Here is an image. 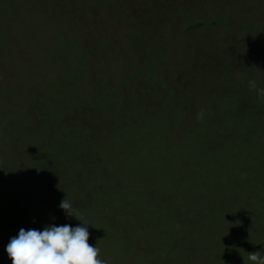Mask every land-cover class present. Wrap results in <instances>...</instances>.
Instances as JSON below:
<instances>
[{
  "label": "rangeland",
  "instance_id": "rangeland-1",
  "mask_svg": "<svg viewBox=\"0 0 264 264\" xmlns=\"http://www.w3.org/2000/svg\"><path fill=\"white\" fill-rule=\"evenodd\" d=\"M223 11L231 28L185 32ZM166 15L161 0H0V238L11 221L6 213L17 211L25 212V230L88 223L89 243L105 264H253L251 253L264 256V135L252 151L249 138L218 142L223 135L211 132L224 128V113L208 112L203 94L219 83L241 88L259 73L236 64L209 83V69L190 56L238 51L264 28V0H219L170 30L160 25ZM190 66L197 72L187 76ZM79 69L85 74L73 89L47 86ZM165 71L171 85L160 80ZM101 112L106 120L96 119ZM190 115L195 124L183 127ZM163 119L164 130L150 126ZM151 129L160 139L147 145ZM189 130L207 141L211 156L185 140ZM49 147L51 176L44 178L37 159ZM197 152L201 158H193ZM68 171L76 173L72 183ZM65 195L83 222L59 207Z\"/></svg>",
  "mask_w": 264,
  "mask_h": 264
},
{
  "label": "trees",
  "instance_id": "trees-1",
  "mask_svg": "<svg viewBox=\"0 0 264 264\" xmlns=\"http://www.w3.org/2000/svg\"><path fill=\"white\" fill-rule=\"evenodd\" d=\"M217 1L219 0H161V2L164 4L166 3L168 6V13L169 15H166V18L161 19L160 25H162V28L166 27L169 30L174 27H179L178 23L186 20L185 15L187 13V16L191 13V12H197L199 9H202L203 7L207 6L210 9V5L213 3H217ZM223 1V0H222ZM259 1V0H257ZM240 2V1H239ZM172 6V8H171ZM225 12H220L219 15L211 21V23H203V22H197V24L193 25V26H189L188 29L185 31L186 33L188 32H192L193 30H199L201 28H211V27H221L223 29H227V28H231L232 24L234 23L232 19H229V15L228 14H224ZM193 14V13H192ZM176 15V16H175ZM183 17V18H182ZM178 18V19H177ZM181 20V21H179ZM211 25V26H210ZM260 25L257 24L255 27H251V32H253L255 29H257L256 27ZM205 26V27H204ZM148 28V27H147ZM181 28V27H179ZM255 35H252V33H250V36L248 38H245L244 40H241L240 42V48L238 51H233V48H226L227 50H208L206 52H201L198 51L197 54L194 55H190L191 57H196L198 60V62L194 63L195 67H199L201 65V61L202 64H205V67H207L209 69V71H204V74H206L207 77V81H209V83H211V81H213L214 79H217L216 83H219V81H221L222 77H225L226 74L221 73V69H227L228 71H234L233 67L236 68V64H241V68L239 69L240 71H242L243 73L247 72H252L250 73V75L252 76H257V74L259 73L258 77L255 79L256 82V86L257 88H264V64L262 65L259 64L258 61H256V59L258 60L259 57H261L262 59H264V28L260 27L259 32L255 31L254 32ZM214 40H220L219 37H215ZM160 44V43H158ZM207 46H211V44H208ZM154 53H156V51L154 50ZM157 56V55H156ZM147 57V56H146ZM191 59V58H190ZM153 62L151 64H156L159 61V57L157 59H153ZM259 65V67H258ZM192 66H190L191 69ZM194 67L191 69L192 71H190L187 67H185L183 69V72L186 73V75L188 76L190 72H192L193 74H196L197 71H193ZM257 69V71H255ZM140 72V70L138 71ZM203 75V72H201ZM85 74V70L84 69H79L76 72H74L72 75L69 74H65L63 77L66 79V82H56V81H51L47 84V86H50L51 88H69V90L73 89L76 85V80L79 78H83ZM172 74L168 71H165L162 74V78L160 79L161 82L166 81L165 85L168 84H172V79L170 80V78H172L173 76H171ZM154 76H148V81H152L154 80ZM69 79V81H67ZM75 80V81H74ZM206 81V80H205ZM206 81V82H207ZM221 84L219 83V86L212 88V89H205L207 90L205 92H203L204 97H205V102H204V106L205 108L208 110V112L210 111H221V113L223 114V116H219L220 119V124L218 125L219 127L224 126L223 129L221 128H217L216 132H211V136L214 135H223L221 138V140H219L218 142H220L221 144H223L225 141H229L228 143H232L235 141H232L234 139L233 135H236L237 137H239V140H236V142H242L245 140H242L241 138H249L248 140L250 141V143H254V145H248L246 148H248L249 150H255L256 149V145H255V141H257V139L263 137L264 135V98L259 100L258 99V94L256 92L255 89L251 88L249 83L247 85H240L241 88H227L226 87H222L220 86ZM47 86H45L44 88H46ZM218 90V91H216ZM190 92H188L189 94ZM172 94H175L174 92ZM247 94L248 97H244V95ZM183 95V94H182ZM102 100H98L97 102L94 103H102ZM93 103V104H94ZM90 105H92L90 103ZM189 104H185V107L187 108ZM217 107V108H216ZM38 112V111H37ZM103 112L99 113V115L96 116L97 120H106L107 117L106 115L103 116L102 114ZM164 113V112H163ZM226 114V115H225ZM96 115V114H95ZM198 115V114H197ZM212 117L210 115H208L206 118ZM182 118V117H181ZM188 118H190V120L192 118H196L192 115L188 116ZM183 119V127L186 126L188 127L189 123H193L195 124L192 120L191 122L189 121V119ZM213 120V117L211 118ZM75 121H78V123L82 122L85 123L87 122V120L85 119H80L78 120L76 117H74ZM215 120V119H214ZM218 120V119H217ZM167 123L166 119H163L162 121L160 120H155V122H153L151 125L156 124L157 129H162L163 124ZM187 123V124H186ZM202 123L201 120L199 119L197 122V125ZM209 120H207V122H205V124H208ZM167 125V124H166ZM171 125V124H170ZM169 125L167 132H163V136L166 137V141L169 140L170 136L172 134V127ZM189 128V127H188ZM156 130L151 129L153 137L152 139H150V141L148 143H146L147 145H152V142L156 139H160V138H155V133ZM164 130V129H162ZM210 129H206V131H208ZM176 131V130H174ZM190 132V130H189ZM240 133L245 134L244 136L240 135ZM59 139H57L58 141ZM185 140H188L187 142L190 145H193L196 148V151H201L204 152L205 155L211 156V152H209V146L207 145V141L205 139H194L193 135L190 133L185 135ZM60 144L63 145V143L61 141H58ZM156 145L159 146L158 153L160 154L161 148H163V146L165 145L164 142L162 141L161 144L155 143ZM181 150L185 152L183 146H180ZM73 149L75 150H79L80 148L77 147L75 145H73ZM257 151V150H256ZM54 152L53 149H51V147L47 148L45 150V152L41 153L43 156H41L38 160V163L40 167H36L37 170L40 169H44L45 166V173L44 174V178L45 177H50L49 174L50 172L47 171V163L49 161L50 155ZM197 152V153H198ZM157 153V154H158ZM92 155L89 154L88 156H86L85 162H87L88 160L91 161ZM194 157H199L201 158L200 154H195L193 155ZM88 161V166L91 165V163ZM259 163L256 162V165H258ZM76 170L77 166H76ZM83 172H85V170H83ZM42 174V175H43ZM75 172L71 175L70 177V172L68 171L67 175L69 178V182L72 183L75 180ZM262 176L264 177V174H262ZM71 179V181H70ZM68 182V184H69ZM43 186V183H42ZM40 186V187H42ZM69 192V191H67ZM68 193H66L67 195ZM64 196L65 198H67L68 196ZM110 198V197H109ZM102 199V198H101ZM107 199V198H106ZM42 204V203H41ZM39 204V205H41ZM107 209L112 208V203H108L106 204ZM44 209L43 206H41V209L39 211H42ZM16 211V210H15ZM35 211H38L37 209ZM34 213V212H33ZM37 213V212H36ZM35 213V214H36ZM42 213L46 216L48 215L46 212L42 211ZM7 214V218L10 219L11 221L9 222H5L4 226L5 228L2 230L1 232V238H0V264H12V261L10 260V258L8 257V254L6 252V245L3 241V238H9L11 239L12 237H15L18 235L19 230H20V225L23 224V222L20 220L21 217H23L25 215V212H17L14 213H6ZM37 216V215H36Z\"/></svg>",
  "mask_w": 264,
  "mask_h": 264
},
{
  "label": "clouds",
  "instance_id": "clouds-1",
  "mask_svg": "<svg viewBox=\"0 0 264 264\" xmlns=\"http://www.w3.org/2000/svg\"><path fill=\"white\" fill-rule=\"evenodd\" d=\"M249 85L259 96L264 97V88H257L254 80L249 81ZM59 207L67 217L79 219L66 198ZM88 225L86 222L75 227L70 224H52L42 231L21 228L18 235L6 245V252L12 264H105L99 258V248L89 243ZM248 259L253 264H264V256L258 252L251 253Z\"/></svg>",
  "mask_w": 264,
  "mask_h": 264
}]
</instances>
